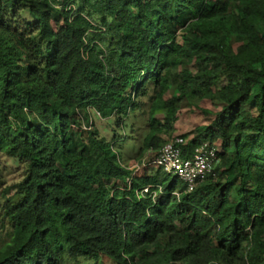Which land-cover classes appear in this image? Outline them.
<instances>
[{"label": "trees", "instance_id": "trees-1", "mask_svg": "<svg viewBox=\"0 0 264 264\" xmlns=\"http://www.w3.org/2000/svg\"><path fill=\"white\" fill-rule=\"evenodd\" d=\"M187 97L182 155L217 157L191 192L150 163ZM133 112L125 163L91 115ZM1 156L0 264H264V0H0Z\"/></svg>", "mask_w": 264, "mask_h": 264}, {"label": "rangeland", "instance_id": "rangeland-1", "mask_svg": "<svg viewBox=\"0 0 264 264\" xmlns=\"http://www.w3.org/2000/svg\"><path fill=\"white\" fill-rule=\"evenodd\" d=\"M174 87L169 91L172 93ZM197 106L210 107L208 102H201L194 97L184 98L180 103V110L178 113L175 128L171 134H164L163 142H167L174 137H182L186 142L193 135V131L196 127L203 124V121L196 114ZM157 117H162V112H158ZM93 127H95L99 133L104 136L107 140H110L113 135H123V141H117L116 146L119 148L118 151L121 153V159L125 163L135 157L137 153V147L140 146L142 135L146 129V124L141 119L138 112H133L127 119V127L122 129L115 125V119H102L97 116L91 115ZM116 149V147L114 148ZM148 155V153L146 154ZM147 160V156L143 161ZM140 160L139 165L143 163ZM138 164H134L136 166ZM138 165V166H139ZM161 174H164L161 172ZM174 176L168 175V180H171ZM21 178V168L18 167L17 160L14 158L1 156L0 157V204L2 203V191L5 188L18 182ZM1 220V219H0ZM1 222V221H0ZM0 242L7 241V228L0 229ZM108 264V262H104Z\"/></svg>", "mask_w": 264, "mask_h": 264}, {"label": "built area", "instance_id": "built-area-1", "mask_svg": "<svg viewBox=\"0 0 264 264\" xmlns=\"http://www.w3.org/2000/svg\"><path fill=\"white\" fill-rule=\"evenodd\" d=\"M184 144L182 137L170 139L162 145L150 163L158 166L163 173L176 177L184 184L186 191L191 192L206 177L214 174L216 149L204 141L193 146L190 156L184 157ZM144 163L145 161L142 164ZM139 167L136 165L133 168L138 170ZM148 189L149 187H145L143 193Z\"/></svg>", "mask_w": 264, "mask_h": 264}]
</instances>
